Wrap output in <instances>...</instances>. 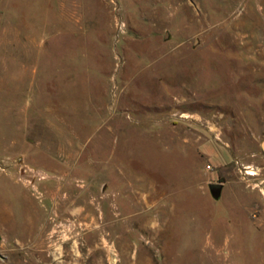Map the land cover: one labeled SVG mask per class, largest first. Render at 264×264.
I'll list each match as a JSON object with an SVG mask.
<instances>
[{
	"label": "rangeland",
	"instance_id": "1",
	"mask_svg": "<svg viewBox=\"0 0 264 264\" xmlns=\"http://www.w3.org/2000/svg\"><path fill=\"white\" fill-rule=\"evenodd\" d=\"M263 137L264 0H0V264H264Z\"/></svg>",
	"mask_w": 264,
	"mask_h": 264
},
{
	"label": "water",
	"instance_id": "2",
	"mask_svg": "<svg viewBox=\"0 0 264 264\" xmlns=\"http://www.w3.org/2000/svg\"><path fill=\"white\" fill-rule=\"evenodd\" d=\"M260 147H261L262 152L264 154V137L260 141ZM221 186H222V182H220V181H212L209 183V187L211 188V190L213 192H216V194L219 193Z\"/></svg>",
	"mask_w": 264,
	"mask_h": 264
},
{
	"label": "bare ground",
	"instance_id": "3",
	"mask_svg": "<svg viewBox=\"0 0 264 264\" xmlns=\"http://www.w3.org/2000/svg\"><path fill=\"white\" fill-rule=\"evenodd\" d=\"M249 172L254 174V171L253 170H250Z\"/></svg>",
	"mask_w": 264,
	"mask_h": 264
}]
</instances>
